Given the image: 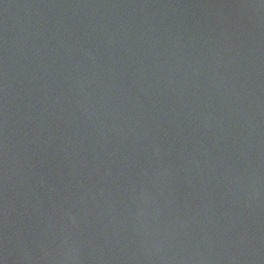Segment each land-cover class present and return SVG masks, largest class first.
I'll return each instance as SVG.
<instances>
[{
    "label": "water",
    "instance_id": "water-1",
    "mask_svg": "<svg viewBox=\"0 0 264 264\" xmlns=\"http://www.w3.org/2000/svg\"><path fill=\"white\" fill-rule=\"evenodd\" d=\"M0 264H264V0H0Z\"/></svg>",
    "mask_w": 264,
    "mask_h": 264
}]
</instances>
